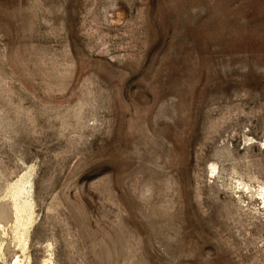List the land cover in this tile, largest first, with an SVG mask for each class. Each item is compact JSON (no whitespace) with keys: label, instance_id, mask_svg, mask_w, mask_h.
I'll use <instances>...</instances> for the list:
<instances>
[{"label":"rangeland","instance_id":"obj_1","mask_svg":"<svg viewBox=\"0 0 264 264\" xmlns=\"http://www.w3.org/2000/svg\"><path fill=\"white\" fill-rule=\"evenodd\" d=\"M17 259L264 264V0H0Z\"/></svg>","mask_w":264,"mask_h":264},{"label":"bare ground","instance_id":"obj_2","mask_svg":"<svg viewBox=\"0 0 264 264\" xmlns=\"http://www.w3.org/2000/svg\"><path fill=\"white\" fill-rule=\"evenodd\" d=\"M22 190V189H21ZM25 206V205H24ZM26 208V207H25ZM22 211V210H21ZM20 214H21V212H20ZM48 262V261H47ZM15 264H20V260L19 259H17V261L15 262ZM45 264H49V263H45Z\"/></svg>","mask_w":264,"mask_h":264}]
</instances>
